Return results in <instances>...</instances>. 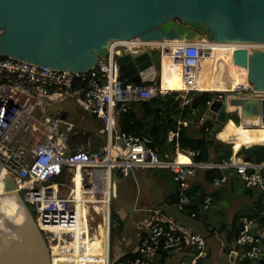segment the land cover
<instances>
[{
    "label": "built area",
    "instance_id": "built-area-1",
    "mask_svg": "<svg viewBox=\"0 0 264 264\" xmlns=\"http://www.w3.org/2000/svg\"><path fill=\"white\" fill-rule=\"evenodd\" d=\"M134 40L137 39H132L131 45L126 43L128 41L111 42L107 56L93 68L78 72L0 56V164L30 206L36 226L50 250L51 264H59L61 261L57 260L65 261V257L76 262L85 260L86 241L92 239L100 225L104 227L108 223V206L116 196L110 181L112 170L123 176L136 168L169 170L177 184V207L181 211L192 204L188 179L199 169L233 171L247 189L264 192V161L230 158L221 162H200L195 160L200 151L191 149H177L174 158L163 160L140 135L118 131L112 110L123 113L133 103L174 92L155 83H131L121 79L116 58L123 48L156 47L162 57L167 55L169 64L180 68L185 88L175 91L174 101L180 103L181 109L190 104L191 94L201 92L203 61L213 56V49L199 42L184 41L168 46ZM73 92L81 94V104L87 113L104 123L107 145L100 152L84 147L71 149L67 137L60 131V119L46 112V99L59 101ZM234 92L253 94L256 90L247 81ZM173 134V138L177 136ZM119 144L123 147H117ZM226 181V176L216 177L213 184L218 186ZM90 194L94 198H88ZM211 203L212 197H205L202 208L208 210ZM96 204L103 206L101 214L96 213L103 221H95L88 214L84 225L82 212L94 211ZM190 215L197 216L196 213ZM259 216L264 217V210ZM240 223L234 243L245 247L246 257L261 259L264 248L261 236L255 231L258 218H242ZM145 225L146 235L140 241L136 257L120 255L108 259L106 264H152L157 253L175 252L185 247L196 251L194 261L206 256V236L178 225L161 209L150 210ZM54 246L58 247L56 253H53Z\"/></svg>",
    "mask_w": 264,
    "mask_h": 264
},
{
    "label": "water",
    "instance_id": "water-1",
    "mask_svg": "<svg viewBox=\"0 0 264 264\" xmlns=\"http://www.w3.org/2000/svg\"><path fill=\"white\" fill-rule=\"evenodd\" d=\"M163 41L203 38L213 43H264V0H0V56L68 71L93 68L109 54L113 41ZM239 66L254 90L264 91V50L249 53L233 51ZM121 79L131 83L161 86L162 55L156 48H123L116 58ZM221 91H202L212 99L200 124L212 123L206 135L213 145L229 116L237 111L240 123L261 117L264 122V97L250 98L234 93L228 111ZM223 93V91H222ZM197 97V96H196ZM139 135L154 145L150 125ZM221 141V140H220ZM231 144L232 143H228ZM122 145V144H121ZM264 144L239 151L253 160ZM111 184L115 185L112 170ZM112 187V185H111ZM14 181L0 164V264H51L47 243L35 223L34 214L16 191ZM231 262L264 264L236 253ZM113 257V203L109 209V261ZM188 264H202L188 259Z\"/></svg>",
    "mask_w": 264,
    "mask_h": 264
},
{
    "label": "crops",
    "instance_id": "crops-1",
    "mask_svg": "<svg viewBox=\"0 0 264 264\" xmlns=\"http://www.w3.org/2000/svg\"><path fill=\"white\" fill-rule=\"evenodd\" d=\"M75 102L81 107V94L78 92H73L59 101L46 99V112L60 119V131L67 137L71 149L84 147L93 152L102 151L107 145L108 137L106 131L104 132L103 129L104 123L96 116L85 112V115L81 118L74 120L70 117V114L75 112ZM59 103L62 104L59 105ZM112 114L116 125V117L118 114L116 109L112 110ZM233 125H235V123L230 122L229 128L233 127ZM243 134L246 136V133ZM173 135L172 132L169 133V141L173 139ZM253 138V144H259L260 140L257 136V130ZM121 146L122 145L119 144L117 147ZM240 152L236 154L233 150L231 159L234 161L246 159L243 154L242 156L239 155ZM199 170H203V175L198 176ZM199 170L188 179L189 194L197 200L200 198V193L205 194V197L211 196L212 203L207 211L202 208L201 204L199 206V212L196 213L197 216L194 218L191 217L189 211H181L178 209L176 203L178 192L177 184L173 179L172 173L167 169L136 168L129 174V177L124 178L119 176L118 180L115 179L116 196L114 199L118 196L117 185L119 181L131 188L135 187L137 191H139L136 194L138 200H134L132 206H122L120 208L122 212L125 213V216L123 214V217H125V224L122 236H120L117 241L118 246L115 247L116 253L113 252V255L114 253L116 254L115 257L124 255V257L127 258V255H137L140 241L146 235L145 223L149 211L159 208L168 219L175 221L178 225L190 227L195 232L206 236V256L199 260L202 264H240V262H231L229 260L230 254L234 247H236L237 254H240L245 247L237 245L236 243L228 245L226 239L228 232L221 228L227 225L229 229V226L236 218H239V223L242 218H256L252 217V215L256 211L260 195L262 197V205L264 206V193L258 190L260 193L256 196L253 189L247 190L244 183L237 178L233 171H223V175L221 176H226L227 181L224 184L216 186L213 182L209 183L206 180L205 171H207V169ZM252 191L253 194H251ZM62 194L64 195L65 192L63 191ZM218 200L225 202L224 206H218L213 210L214 203ZM244 204L248 205L247 211H243ZM229 207L232 208L229 212H226ZM255 231L261 236V245L264 248V223H260L258 220ZM94 251L95 250H92L89 244H87L86 257L85 260L81 262L103 264L98 262V259L94 260L93 258L94 255H100V250L98 252L97 250L96 252ZM179 255H181V257L175 264H188V259H195L196 251L191 247H185L179 251L169 253L161 251L153 257L152 264H169V259L172 256ZM65 258L67 260L70 259L68 257ZM74 263H76V261H74ZM254 263L258 264L256 262Z\"/></svg>",
    "mask_w": 264,
    "mask_h": 264
},
{
    "label": "trees",
    "instance_id": "trees-1",
    "mask_svg": "<svg viewBox=\"0 0 264 264\" xmlns=\"http://www.w3.org/2000/svg\"><path fill=\"white\" fill-rule=\"evenodd\" d=\"M176 93L160 94L153 100L133 103L128 110L120 113L117 112L116 127L120 133H129L139 135L140 131L144 130L150 125V135L154 145L149 144L155 148L159 157L163 160L175 157L177 149L186 151L191 149L199 150L200 155L195 160L200 162H221L223 160H230L233 150L239 151L245 146L253 144V136L248 132L244 122L238 124L239 118L236 113L229 116V121L234 122L232 129H222L221 137L232 144L231 145L221 141H216L213 145H209L206 135L212 129L211 122L200 124V119L208 107V103L212 99L211 95L197 94V97L191 95L190 104L181 109L179 102L174 101ZM198 124V131L193 133L190 131L191 124ZM257 136L260 140L259 144H264V122L263 120L256 122ZM245 131L246 136L243 134ZM176 133L177 136L169 141V133ZM241 151L239 155L242 156ZM254 160L264 161V150L259 151ZM206 180L211 183L216 177L223 175V171L219 169H209L205 171ZM248 190V189H247ZM250 191V190H249ZM264 193V192H261ZM253 194V191L251 192ZM192 204L186 210L189 213H198L199 206L202 204L205 194L200 193L198 200L190 195ZM261 195L258 198V206L252 217L258 218L260 223H264V217L259 216V213L264 210L261 202ZM177 203V202H176ZM207 211V210H205ZM224 225L221 229L227 231V244L234 243L240 228L239 218L235 219L227 228ZM264 241V238H263ZM228 253V252H227ZM136 256L127 255V258H135ZM240 264H255L254 262Z\"/></svg>",
    "mask_w": 264,
    "mask_h": 264
},
{
    "label": "bare ground",
    "instance_id": "bare-ground-1",
    "mask_svg": "<svg viewBox=\"0 0 264 264\" xmlns=\"http://www.w3.org/2000/svg\"><path fill=\"white\" fill-rule=\"evenodd\" d=\"M136 39L137 40H134V41L141 40V38H139V37L136 38ZM119 41H121V40H119ZM123 41H125V42L128 41V42H126L128 45L132 44L130 42L131 40H123ZM184 41H187V40L180 38V39H174V40L149 41V43L152 44V45H158V44L162 43L164 45L171 46V45H174L176 43H181V42H184ZM192 41L196 42V43L199 42L200 44L210 46L213 49V56L210 57V58L204 59L203 66L207 62L213 61V58L216 55H220V58H223V59L226 58L225 56L231 57V63L234 66V68H233V71H232V77L228 81V89L230 88L232 90L236 89L238 85H243V84H245L247 82L246 76L244 75V73H242L239 70V66L236 65L235 63H233V51L235 49H237V48L246 49V50H248L249 53H252L254 51H262V50H264V43H213V41L207 40L205 38H203L201 40L194 39ZM226 59H228V58H226ZM222 61L223 62H227V60H222ZM161 78H162L161 79V87L164 90L180 91V90L185 88L184 87V83L182 81L180 68L178 66H172L171 64H169L167 55H164L162 57V74H161ZM204 79H205V77L203 76L202 70H201V78H200L199 88H201V85H202ZM222 79H223L222 77L216 78L214 80L215 86L222 87V89H226V83ZM213 91H217V90H213ZM236 95H239V94H236ZM236 95H234V94L226 95V102L225 103L227 105V110L228 111H232V110L237 108L235 105H230L229 104V99L233 98V97H236ZM243 95L246 96V97H250V98H262V97H264V91H262L260 89V90H257L256 93H253V94H249L248 93V94H243ZM260 120H262L261 117H253V118H248L247 120H244L242 122L245 123L248 132L251 135L254 136V135H256L255 122L260 121ZM230 122L231 121H228L222 129H228ZM232 123H234V122H232ZM220 132L218 133L217 137L220 140H222L224 142H227L221 137ZM232 145H243V144H232ZM253 145H256V144H252V145H249V146H253ZM243 146L244 147H248V146H245V145H243ZM181 159L182 160H186L185 158H181ZM9 178H10V176H9ZM10 180H11V178H10ZM111 185H112V190L114 189L113 192H115V185L114 184H111ZM77 186H78V190H79L80 189V182L77 183ZM15 189H16V191L19 190L18 188H15ZM112 193H111V196H112ZM88 198L92 199L94 197H93L92 194H90V195H88ZM105 201H107V200H105ZM108 205H109V201L106 203V206H108ZM96 206H97V204L94 205L93 207H96ZM109 209H110V205L108 206V216L106 214V217L108 218L107 225L104 226V227H103V225H100V227L97 229V233L100 236V244H101V247L99 249L100 251L99 250L98 251H99L100 255L101 254H105L104 255L105 256L104 257V259H105L104 260V264H106V262L108 261V253H109ZM82 214L85 217V219L82 222L84 225H86V223H87L86 219H88V217H87L88 214L95 221L99 220V218H97V215H96V208H95L94 211L84 210L82 212ZM58 261L59 260H57V262ZM67 261H69V260H67ZM70 262H72V261H70ZM66 264H70V263L66 262ZM74 264H94V263L76 262Z\"/></svg>",
    "mask_w": 264,
    "mask_h": 264
},
{
    "label": "rangeland",
    "instance_id": "rangeland-1",
    "mask_svg": "<svg viewBox=\"0 0 264 264\" xmlns=\"http://www.w3.org/2000/svg\"><path fill=\"white\" fill-rule=\"evenodd\" d=\"M225 57L228 59H226V58L223 59V58H220L219 55H216L215 58L213 59L214 61L207 62L204 64L203 69H202V74L205 77V79L201 85V88H200V89H202L201 91H213V90L221 91V92H217L218 93L217 96H222V97H224L226 94L232 95L234 93H237V92H234V90H232L230 88L228 89V81L232 77V71H233L234 66L231 63V57H228V56H225ZM222 60H227V62H223ZM219 77H222L223 78L222 80L226 83V89H222V87L215 86L214 80L216 78H219ZM222 91H223V93H222ZM215 97H216V95H215ZM61 104L62 103H59V105H61ZM75 107H76L75 112L73 114H70V117H72L74 120L81 118L83 115H85V113H87L86 110L84 109V107L81 105V107H82L81 108L80 106L77 105L76 102H75ZM234 113H236L238 116L237 111H235ZM238 118H239V116H238ZM238 124H240V119H239ZM103 129L105 132L104 126H103ZM230 129H232V127ZM190 131H192L193 133L197 132L198 131V124H195V123L191 124L190 125ZM243 133H245V131ZM216 141H220V140H216ZM221 142H224V141L221 140ZM224 143H227V142H224ZM200 175H203V170L202 171L199 170L198 176H200ZM119 176L124 177V178L129 177V175L123 176L118 171H116L115 179L118 180ZM117 191H118V196L113 201L114 202L113 203V252H115V247L118 246L117 241L119 240V237L122 236V233L124 230V224H125V217H123V214L125 216V213L122 212V210L120 208L122 206H132L134 203V200H138V197L136 194L139 192V191H137V189L135 187L131 188L130 186H127L123 182L121 183L120 181L118 182V185H117ZM253 191H255L254 194L256 196H258L260 193L256 189H253ZM17 193H19L18 190H17ZM231 199H233V198H231ZM224 203L225 202H223L222 200L216 201L214 203L213 210L215 208H217L218 206H224ZM231 208L232 207H229V209L226 212H229ZM247 208H248V205L244 204L243 211H247ZM102 210H103V206L97 204L96 213L101 214ZM97 218H99V222L103 221L101 216H97ZM87 244H89V247H91L92 250H95L94 252H96V250L98 252V249H100V247H101L99 234L96 232L95 235L92 236V239H88ZM47 252H48V256L50 257L51 253H50V250L48 248H47ZM56 252H58V247L54 246L53 247V253H56ZM115 253H114L113 257H115V255H116ZM104 255L105 254L94 255L93 258H94V260L98 259V262H101L104 264V260H105ZM95 256H97V257H95ZM180 257H181V255L172 256L169 259L170 261L168 263L169 264H175L176 262H178ZM50 260H51V258H50ZM68 260L69 261H67V260L64 261V260L60 259L59 261H61L60 262L61 264H66V262L70 263V264H74V261L70 262L71 259H68Z\"/></svg>",
    "mask_w": 264,
    "mask_h": 264
},
{
    "label": "clouds",
    "instance_id": "clouds-1",
    "mask_svg": "<svg viewBox=\"0 0 264 264\" xmlns=\"http://www.w3.org/2000/svg\"><path fill=\"white\" fill-rule=\"evenodd\" d=\"M247 80V79H246ZM253 86V85H252ZM228 92V91H227ZM173 93H177V92H173ZM199 93H202V91L201 92H199ZM199 93H195V94H191V95H194L195 97L197 96V94H199ZM243 93V92H242ZM191 97V96H190ZM215 97V96H214ZM216 97H220V96H217L216 95ZM148 144V143H147ZM149 145V144H148ZM150 146V145H149ZM151 147V146H150ZM247 160V159H246ZM207 170H209V169H207ZM114 173H116L115 171H114ZM113 203V202H112Z\"/></svg>",
    "mask_w": 264,
    "mask_h": 264
}]
</instances>
